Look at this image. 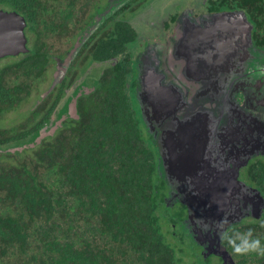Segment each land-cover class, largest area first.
Listing matches in <instances>:
<instances>
[{
  "label": "trees",
  "instance_id": "obj_1",
  "mask_svg": "<svg viewBox=\"0 0 264 264\" xmlns=\"http://www.w3.org/2000/svg\"><path fill=\"white\" fill-rule=\"evenodd\" d=\"M99 1L0 0L1 9L25 17L31 43L0 67V117L39 99L60 44L70 43ZM240 3L252 16L263 11L252 38L264 48V0ZM121 11L109 33L92 39L91 58L114 63L100 89L82 98L79 118L34 147L0 153V264H214L165 204L157 151L126 86L132 66L123 51L136 32L113 17ZM60 94L52 91L23 122L0 129V148L23 145L52 124ZM240 177L264 194V158L251 159ZM221 241L235 264H264V212L228 228Z\"/></svg>",
  "mask_w": 264,
  "mask_h": 264
},
{
  "label": "water",
  "instance_id": "obj_2",
  "mask_svg": "<svg viewBox=\"0 0 264 264\" xmlns=\"http://www.w3.org/2000/svg\"><path fill=\"white\" fill-rule=\"evenodd\" d=\"M130 1L108 0L65 57L56 59L37 103L61 83L82 42ZM26 27L22 14L0 8V60L30 51ZM252 30L243 10L195 16L186 9L167 40L148 43L134 61L136 99L167 187L165 204L181 214V226L214 264H235L223 234L264 210L261 191L239 176L250 159L264 158V50ZM70 100L67 113L77 118L75 97ZM64 118L0 153L34 147Z\"/></svg>",
  "mask_w": 264,
  "mask_h": 264
},
{
  "label": "flooded vegetation",
  "instance_id": "obj_3",
  "mask_svg": "<svg viewBox=\"0 0 264 264\" xmlns=\"http://www.w3.org/2000/svg\"><path fill=\"white\" fill-rule=\"evenodd\" d=\"M139 1L140 0H131L130 1L131 4L129 6H124L125 8L124 7L120 8V9H122V11L121 12H117L113 17H117V18H121V19H125V20L129 21L127 16H128L129 13H131V11L133 9L137 8L136 7L137 6V2H139ZM107 2H108V0H101L98 3H95V4H98V5L95 6L96 9H94L92 11L91 16L89 17V19H88L87 23L85 24V26L73 36V38L71 39L70 43L67 44L61 50L59 55L54 56V64L48 70L47 81L45 82L44 89L42 91L47 89L48 86L51 84L53 71L55 70L56 59L57 58L62 59L63 57H65L67 52L74 45V43L77 40L78 36L82 33V31L88 25L91 24V22L93 21L94 16L96 14H98V13L103 11L105 6L107 5ZM196 8H191V7L184 8V9L181 8L177 12L169 14L167 16V18L164 19L163 24L158 28L159 30L156 32L157 37H153V38L152 37L144 38L140 33H138L136 28L129 21L130 24L135 29L136 38L134 40L130 41L129 43L125 44V49H124L123 52L128 57V62L132 66V71L126 73L127 78H128V80L126 81V86L129 89H132L135 98H136L135 87H136V77H137V71H136L135 62H134L135 61V57L137 56V54L139 52H141L144 49V47L148 43H164L167 40V38L173 33L175 21H176L178 15L183 10L192 9L193 14L195 16H198L199 14H203V13L212 14V13H219V12H225V11H229L230 12V11H234V10H243L246 13V15H247L248 20L253 25L252 37H253L254 29H255V22H254L255 17L261 19L262 18L261 14L263 12L261 10H257V11H255V15L252 16L251 13H249L250 12V10H249L250 7L242 6L241 3H240V0H200V5H198V9H196ZM111 16H109V17H111ZM109 17L107 19H105L102 22L103 24L101 23L85 39L84 42H82V44L79 47L78 51L76 52L74 58L72 59L70 65H69V67H68V69H67V71L65 73V76H64L63 80L61 81V83L57 84L54 87V89L52 90V91H56L57 92L59 89H61L60 102H59L57 113L55 114V117H54L55 119L54 118L52 119L53 123L56 120L60 119L61 116H64V115H65V118L62 120L61 125L65 121H68L69 118L70 119H72V118L73 119H78L79 115H80V113H79L80 112L79 105L81 103L82 98L89 96L95 90H99L100 86L102 85V82H105L106 78L109 76L107 71L110 68L111 64H113L114 62H112L109 59H105L104 61H97V60H94V59L91 58L92 54H94V49H95V46H96L95 42H93L92 39H94L96 35L98 37L102 33H105V32L109 33L110 32V28L108 27V24L110 23V21L113 18L112 17L109 18ZM260 48H262L264 50L263 47H260ZM71 97H73V98L75 97L76 113L78 115L77 118L71 117L67 113V106H68L69 102L71 101L70 100ZM37 100H39V99H37ZM37 100L35 99L34 105H39L41 103V101H42V100H40L37 103ZM136 101H137V99H136ZM137 104H138V102H137ZM32 107H34V106H32ZM138 107H139V105H138ZM47 111H48V106L44 108V112L47 113ZM52 124H48L47 123L44 126H47L49 128ZM0 149L4 150V148H0ZM1 153H4V152H1ZM257 157H262V156H257ZM249 161H248V163H249ZM248 163H247V165H248ZM245 167L246 166H244L243 168H245ZM243 168L240 169V175H241V170H243ZM240 179H241V177H240ZM241 180H243V179H241ZM249 185H251V184H249ZM251 186H253V185H251ZM253 187H255V186H253ZM255 188H257V187H255ZM261 193H262V195L264 197V194H263L262 191H261ZM263 212H264V210H263ZM262 214H261V216H262ZM254 219H258V218H254Z\"/></svg>",
  "mask_w": 264,
  "mask_h": 264
},
{
  "label": "rangeland",
  "instance_id": "obj_4",
  "mask_svg": "<svg viewBox=\"0 0 264 264\" xmlns=\"http://www.w3.org/2000/svg\"><path fill=\"white\" fill-rule=\"evenodd\" d=\"M139 3V4H138ZM200 0H140L137 2V8L128 14L127 18L144 38L157 37L156 32L163 24V21L171 13L177 12L181 8L198 9ZM31 46V43L28 44ZM66 44H60L62 50ZM58 45H56V49ZM11 58H3L0 60V67L8 63ZM45 83L40 85L43 90ZM35 99L27 101L18 107L9 110L0 117V129H10L15 125L23 122L30 107H32ZM173 241V239H171Z\"/></svg>",
  "mask_w": 264,
  "mask_h": 264
},
{
  "label": "clouds",
  "instance_id": "obj_5",
  "mask_svg": "<svg viewBox=\"0 0 264 264\" xmlns=\"http://www.w3.org/2000/svg\"><path fill=\"white\" fill-rule=\"evenodd\" d=\"M258 244H259V242H258V241H256V242H255V245H256V246H258ZM238 251H239V249H238Z\"/></svg>",
  "mask_w": 264,
  "mask_h": 264
}]
</instances>
